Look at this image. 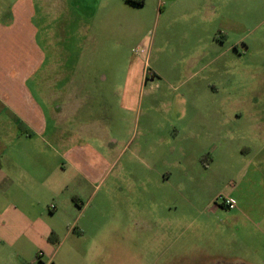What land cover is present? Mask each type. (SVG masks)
Segmentation results:
<instances>
[{"label":"rangeland","instance_id":"rangeland-1","mask_svg":"<svg viewBox=\"0 0 264 264\" xmlns=\"http://www.w3.org/2000/svg\"><path fill=\"white\" fill-rule=\"evenodd\" d=\"M40 2L33 0L36 16ZM156 2L139 7L114 1L105 19L95 5L96 23L78 3L68 8L69 24L51 25L64 80L97 83L74 94L82 109L70 124L106 122L117 140L110 177L118 175L123 188L107 197L108 181L93 199L82 200L80 226L71 223L53 237L46 256L54 254L53 264H86L85 257L95 264L90 258L102 256L105 264H121L122 257L135 264L141 256L144 264H185L202 256L216 247L209 229L222 223L218 211L230 212L217 198L247 190L249 149L264 156V0H221L219 15L202 25L203 41L190 35V24L157 16ZM199 44L207 50H196ZM222 79L217 95L208 84ZM128 81L135 95L125 99ZM218 111L234 120L225 123V148L211 152L201 145L203 133L184 127L191 115L208 112L215 119ZM170 172V180L156 181ZM152 193L158 198L153 203L145 200ZM138 194L145 196L141 206ZM133 210L145 214L144 228L132 223ZM106 222L111 225L104 229Z\"/></svg>","mask_w":264,"mask_h":264},{"label":"crops","instance_id":"crops-1","mask_svg":"<svg viewBox=\"0 0 264 264\" xmlns=\"http://www.w3.org/2000/svg\"><path fill=\"white\" fill-rule=\"evenodd\" d=\"M52 1L41 0V12L36 16L33 0H0V264H53L54 254L46 258L53 237L71 223L80 226L82 200L93 199L108 181L107 197L114 188L119 192L123 189L118 175L110 177L118 160L117 147H113L117 140L111 138L106 122L102 120L99 126L70 124L82 109L74 94L97 83L64 80L54 59L58 49L51 40V25L57 20L69 24L68 8L82 7L88 20L96 23L98 7L103 8L100 16L105 19L114 1L128 2ZM149 1L152 0L146 3ZM220 1L157 0L156 14L173 24H190L195 29V34L190 35L203 41L207 32L202 25L209 22L211 14L219 15ZM228 1L233 5L238 2ZM204 46L199 44L196 50H207ZM229 72L223 71V75ZM225 83L222 79L215 84L209 82L208 86L218 95ZM130 85L128 81L125 99L135 95L133 90L128 91ZM213 115H191V122L184 129L192 135L203 133L206 137L201 145L219 152L225 148V123L234 118L221 111L215 119ZM248 153L251 159L249 185L244 187L247 190L230 196L236 200V208L218 211L222 223L209 229L216 234V247L200 257L187 258L185 264H264V156L261 150L249 149ZM211 161L213 165L214 159ZM171 173L163 177L158 174L156 181L170 180ZM138 197L140 206L145 200L153 203L158 199L153 193L147 199L143 194ZM130 216L133 224L145 225L142 211L133 210ZM94 221L92 227L98 228ZM110 225L106 222L103 228ZM71 229L67 228L69 234ZM171 243L174 245L175 241ZM102 257L90 259L105 264L108 258ZM85 258L89 264V258ZM128 263L127 257L121 258V264ZM144 263V257L136 258L135 264Z\"/></svg>","mask_w":264,"mask_h":264},{"label":"built area","instance_id":"built-area-1","mask_svg":"<svg viewBox=\"0 0 264 264\" xmlns=\"http://www.w3.org/2000/svg\"><path fill=\"white\" fill-rule=\"evenodd\" d=\"M217 201L221 204L222 207L228 209V210H233L237 206L236 200H234L232 197H229L227 195H220L217 198Z\"/></svg>","mask_w":264,"mask_h":264},{"label":"trees","instance_id":"trees-1","mask_svg":"<svg viewBox=\"0 0 264 264\" xmlns=\"http://www.w3.org/2000/svg\"><path fill=\"white\" fill-rule=\"evenodd\" d=\"M128 3L133 4L135 6H144L147 0H126ZM153 76V75H152Z\"/></svg>","mask_w":264,"mask_h":264}]
</instances>
